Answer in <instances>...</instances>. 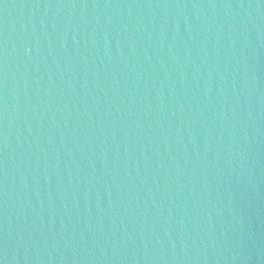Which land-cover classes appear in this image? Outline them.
Returning <instances> with one entry per match:
<instances>
[{
  "label": "water",
  "instance_id": "obj_1",
  "mask_svg": "<svg viewBox=\"0 0 264 264\" xmlns=\"http://www.w3.org/2000/svg\"><path fill=\"white\" fill-rule=\"evenodd\" d=\"M0 264H264V0H0Z\"/></svg>",
  "mask_w": 264,
  "mask_h": 264
}]
</instances>
